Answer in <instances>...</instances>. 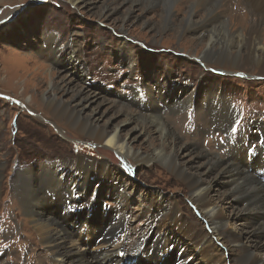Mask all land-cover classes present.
Segmentation results:
<instances>
[{"label":"rangeland","instance_id":"374dc122","mask_svg":"<svg viewBox=\"0 0 264 264\" xmlns=\"http://www.w3.org/2000/svg\"><path fill=\"white\" fill-rule=\"evenodd\" d=\"M229 1L227 3L228 0H226V6L224 7L222 2L221 6L216 9L221 18L220 21L228 22L231 30L245 31V29L253 28L259 32L264 40V20L259 21V16L254 14L251 7L246 5L243 0ZM191 2L192 0H190ZM236 3L240 7L234 8V10L233 5ZM102 4L105 5V9L101 8ZM127 4L114 6L106 3V0H91L83 7L68 0H0V21H3V23H0V164H3L0 170V264H58L55 263V258L51 254L55 247L48 244L44 236L45 229H41L45 227L38 226V219L35 216H30V219H27L24 216L25 214L19 210L14 198L16 192L13 183L16 171L27 167L33 168L31 169L35 173L33 179L37 176L40 177L42 172L47 171L49 173L57 171L62 174V189L51 191L57 195L55 200L64 199V193H69L67 189H72V183H75L78 189L77 192L82 195L79 202L85 206V210L81 211L84 213L79 214L77 217L88 218L86 215L90 211L89 218L94 220L102 221L106 219L118 222L117 215L112 211L116 208L118 202L117 204L112 203L108 198L120 193L125 194L127 202L140 201L143 203L147 214L130 221V234L127 237V243L124 242L123 244L125 254L122 253V255H129L132 248H135V253L139 252L137 247L145 241L144 239L148 234L147 232L140 239V243L136 245L135 241L139 237L138 235L142 234V230H152L153 233L169 231L174 234L175 239L178 238L180 232L177 221L172 222L168 228L166 223H159V220H155L156 223L153 224L152 212H156L158 210L157 206L160 204L166 208L167 202L171 200L176 201L178 213L182 217H185L190 223L196 222V225L205 229V233L209 237L214 236L213 232L212 235L211 230L207 228L208 224L198 218L196 210L188 203L191 200L187 197V188L183 182L169 173L160 163L154 161L146 164L138 160L133 161L134 159L128 156L121 158L122 156L120 157L116 150L106 147L103 143L87 141L89 145H77L74 142L75 140H86L82 137L83 135L67 128L63 124V120L62 123L51 121L45 103L41 99L40 92H47V85L42 81L41 83L38 81L39 76L42 77V74L37 72L36 69L41 70L39 65L43 62L53 70L60 72L59 76L64 74L73 78L84 89L86 88L85 90L98 94L99 98L116 102L118 94L129 100L127 96H129V92L134 91L136 86H140L146 94L150 91L153 92V98L159 97L158 100L167 99L165 96L171 94L170 100L167 99L169 105L179 101L182 102L186 95L192 91L196 103L188 105V110L185 109L186 107H179L178 110L181 109V111L172 113L173 115L169 113L171 108L167 109L164 114V116L166 115L165 119L172 123L169 125L172 130L174 128L182 135L179 143L196 144L198 150L214 152L220 158H226L228 153L225 156L221 150L223 147L212 142V138L208 137L209 134L201 130V128L211 127L207 120L208 117H205V105L199 106V102L204 99L205 92L209 93L205 98L210 100L216 94H221L225 101L234 107L236 113H238V120L235 123L236 128L244 124H254L256 121L264 127V72L262 66H257L248 60H241L234 67H229L230 65L222 63L223 61L202 60L201 44L189 41V37L195 34L185 33L182 37L174 38L172 37L173 31L169 29L160 31V34H154L148 30L147 25H141L140 22L145 18L157 23L158 18L155 16V11L145 12L141 16L140 11L135 8L134 11L128 13ZM185 5L187 6L185 0L177 2L175 8L177 7L178 11H174L176 18L183 17L184 10L182 8H185ZM112 9L113 11H111ZM101 10H106L107 16L105 14L99 16L98 11ZM155 10L159 11L160 7H156ZM194 10L197 15L203 11L198 8ZM125 13L129 16L126 18V22L123 23L119 18L124 16ZM206 23L210 24V21H206ZM43 35L51 42L57 40V47L62 50L68 47L66 45L68 42L72 43L71 51H76L74 53L78 54V60L83 66L77 76H70L67 73L69 69L62 71V68L55 64L59 61L54 60L52 63L49 58L39 55L42 47L38 45L41 44ZM122 39L126 40V44L121 46L119 41ZM49 50L50 52L53 51L51 48ZM127 51L131 53L132 58L130 60L123 55L126 53L130 56ZM171 74H176L172 80L177 85L167 82L168 76ZM53 76L49 78L54 82L57 77ZM155 78L157 80H154ZM180 79L182 80L180 81ZM38 82L39 84H37ZM153 86H155V91L152 90ZM213 86L218 90H213ZM63 96L69 98L68 94ZM122 104L134 111L138 109L137 112L141 114L149 112V107L143 108L139 104L133 106L123 101ZM196 104L198 107L195 106ZM107 107V104L104 103L97 110L98 112H104L99 120L101 124L105 121L108 126H111L122 120L121 115H112L111 109L106 110ZM90 109L91 106L85 107L83 114H89ZM190 109H193L194 112ZM202 110H204V113ZM214 114L220 120L225 116V114H220L219 111H214ZM193 123L197 126L194 129L191 127ZM131 127H134L131 122H123L119 125L120 132L124 136H128L134 148L146 150L149 143L144 142L145 135L140 132V126L129 130ZM224 127H226V130L229 129L227 124ZM58 131L63 132L64 136ZM218 135L221 136L219 132ZM231 148L236 154L238 153L237 148L229 147V149ZM80 159L81 161L83 159L91 161L86 166L85 172L75 165ZM183 159L186 160L188 157ZM245 161L246 159L242 163L236 161H224V163L228 165L234 163L232 166L238 169L241 168L244 174L247 173L246 175L253 178L245 168ZM192 162L194 167L191 171L199 172L196 166L197 159L194 158ZM104 168L110 173L106 180L97 174L103 171ZM127 168L131 173H128ZM93 171L97 173L91 174ZM201 177L204 180L206 178L213 179L216 188L222 189L224 187L223 177L214 178L211 172L205 176L201 175ZM116 181L122 183L121 189H118ZM258 181L254 179L255 185L260 187L261 184ZM77 182L80 184L77 185ZM124 182L130 184L127 189L124 188ZM261 182L263 183V181ZM246 188L249 187L246 185L239 187L240 190L233 193L234 197H240L245 193L248 197V203H241L240 205L242 207L248 205L252 210H258L261 213L250 212L264 217V191L255 195L245 191ZM130 189H132L131 192ZM43 190L48 195V189ZM94 191L97 193L95 196L96 202L95 198L91 196L90 203H84L90 197L88 194L93 195ZM211 194L214 195L213 191ZM158 195H160V203L157 201ZM253 197L256 199H253ZM48 198L50 197L48 196ZM103 202L105 209L101 208ZM233 202H230V205H233ZM91 203L94 206H91ZM150 203L152 206H150ZM49 204L41 206L44 212L43 217L53 219V216L47 210ZM240 205L238 204V206ZM55 211L59 214L58 210ZM122 215L126 221L133 218L131 208L125 209L123 207ZM241 215L242 213L239 214L238 219L243 221ZM243 222L247 224L245 220ZM230 223V229L235 226L239 228L240 226L237 219L230 220ZM33 224L38 229H34ZM59 225L61 224L59 223ZM48 227L47 231L49 233L59 235V228L56 224H50ZM255 230L258 236L260 233H264V229L259 230L256 227ZM70 232L71 234L74 232L73 228L70 229ZM236 232L242 234L243 230L237 229ZM74 239L77 240L76 237ZM72 240L71 238L68 239L65 247L77 250L78 245H75ZM104 240L89 245L86 249L87 253H92L94 249L106 248ZM178 241L176 247L170 250L172 253H169L170 255L167 258L173 256V261L181 263L186 262L187 258L196 259L195 255H189L190 251L185 249L182 252L177 249V246L181 244L186 248L188 244L198 248V243L195 240L186 243L185 241H188L186 238H183V240L178 239ZM31 242L37 246L42 244L43 250H39L36 255H33L32 249H30ZM114 245L116 244L112 246ZM161 245L163 247L175 246L174 243L169 241L161 243ZM226 251L221 250L220 254L218 251L219 255L215 261L222 264H239L237 256L228 251V248ZM145 252L146 249L140 250L139 256H146ZM102 254H105V252ZM102 254L98 261L89 258V261L86 262L78 256H72L71 258L76 263L83 264H89L90 262V264H114L122 258V255L119 254H110L111 256H107V254L103 256ZM33 257H35L34 260ZM194 261L191 264H198ZM199 264H204V262Z\"/></svg>","mask_w":264,"mask_h":264},{"label":"bare ground","instance_id":"6f19581e","mask_svg":"<svg viewBox=\"0 0 264 264\" xmlns=\"http://www.w3.org/2000/svg\"><path fill=\"white\" fill-rule=\"evenodd\" d=\"M68 1L73 4H79L80 6L85 7L86 4L91 0ZM179 1L180 0H106V3L112 4L114 6H123L124 4L126 5L128 3L126 7L127 12L130 13L134 11L135 8H137V10L140 11L141 16L144 15L145 12L155 11V16L158 18L157 23L151 20H146L145 18L140 22L141 25H147L148 30H150L154 34H160V31H166L168 29L173 31L172 37L174 38H178L180 36L182 37L185 35V33L195 34L189 37V41L199 42L201 44L200 53L202 54V60L209 59L221 62L223 61L222 63L230 65L229 67H234L235 64L237 65V62H240L241 60H248L257 66H262V71L264 72V40L259 35V32L257 30H254L253 28L247 30L245 29V31L231 30L228 22L220 21L221 18L216 12V9H218L217 7L221 6L222 2L223 7L226 6V0H192L191 3L190 0H185V2L187 1V6L185 5L186 7L182 8V10H184L183 17L176 18L174 11H178V8H175V6ZM243 1L246 3V5H249V7H251V10L254 14L259 16V21L264 20V0ZM229 2L230 1L228 0L227 3ZM156 7H160V10H155ZM237 7H240L237 3L233 5V9ZM101 8L105 9L106 7L104 4H102ZM193 8H198L200 9V11H203L202 13L200 12L201 14L197 15V12ZM113 9L111 11H113ZM98 13L99 16H103L104 14L107 16L106 10L98 11ZM128 16L129 14L125 13L124 16L119 19L121 20V22L125 23ZM206 21H210V24L206 23ZM199 30L203 33H201ZM42 39V42L40 41L41 44H37L38 46L42 47L41 49L39 48L40 56L49 58L52 63L54 60L59 61V63L55 64L58 67L62 68V71H64V69H69L67 70V73L70 76H77L80 73L83 66L78 60V54L74 53L76 51H71V47L73 46L71 42H68L66 44L68 47L62 50L57 47V40L51 42L50 39L48 40L45 37V35L42 36ZM122 44H126L124 40L120 42L121 46ZM49 48H51L53 51L50 52ZM128 53L129 55L131 54L130 52ZM123 55L129 60L132 58L131 55L130 57L126 53ZM39 66L41 70H36L37 72L42 74V77L39 76L40 79L38 81L40 83L42 81V83L47 85V92H40L41 99L45 103V106L48 110V115L51 117V121L53 120V122L57 121L58 123H62L61 121L63 120V124L67 128H70L74 132L82 134V137L86 140H75L74 142H76L77 145H89L90 141L92 143H103L106 147L116 150L120 157L122 156L121 158H125L128 156L130 158H133V161L138 160L146 164H150L154 161L160 163L169 171V173L175 175L177 179L183 182V184L187 188V197L191 200L188 203L194 207L198 214V218L201 219V221L205 224H208L207 228L211 230V234L212 232L214 234L213 237H209L208 234L205 233V229H203L201 226L196 225V222L190 223L189 221H187L185 217H182L181 214L178 213L179 211L176 207V201L171 200L167 202L166 208H164V206L160 204L157 206L158 210L156 212H152L153 224L156 223L155 220H159V223H166L168 228V226L172 222L177 221L180 235L177 239H175L173 237L174 234L169 231H157L153 233L152 230H142V234L138 235L139 237L137 239L135 238L136 241L134 240L136 245L140 243V239L144 235H146L147 232L148 234L144 239L145 241L139 247H137L138 251L146 249L145 253L148 257L150 248H152L154 256H152L151 258H158L160 264H191L194 260V262H198V264L200 262H204V264H222L221 262H216L215 260L217 259L221 250L226 251L228 248V251L233 252L234 255L237 256L239 264H264V233H258V236L256 235L257 233L255 230L256 227H258L259 230L264 229V217L250 212L253 211L256 213H261L260 211L256 209V211H254V209L252 210L248 205H243L244 207L240 205L241 203H248V197L245 195V193L240 197L236 196L237 198L233 195V193H236L237 190L242 189H238L239 187L244 185L249 187L245 190L247 192H250L249 194L252 193L256 195L264 191V182H261L262 178L256 173L259 170L264 171V161L262 159L254 162H248L247 160L245 161L246 170L252 175L255 180H259L258 182H260L261 186L258 187V185H255L256 182H254V179L249 175H246L247 173L244 174L241 168L238 169L237 167L232 166L234 163H231V165L224 163V161H236L237 163H242L244 161V158H240V156H238L232 150V148L229 149L230 146L228 147V155L226 156V158H220L215 155L214 152L212 153L198 150V145L196 144L186 145L185 143H179L180 137L182 135H180L178 130L174 128L173 130L171 129L169 125L172 123L165 119L166 115L164 116V114L166 113L165 111L169 108H171L169 111L170 114L181 111V109H178L182 106L186 107L185 109L188 110V105L196 103L193 99L194 95L192 91L188 95H186L182 102L179 101L178 103L169 105L167 99H169V97L171 98V94H167L165 96L167 97V99L158 100L159 97H156V99L153 98V92L150 91L146 94L145 91L141 90L140 86H136L134 91L129 92V96H127L129 100H127L126 97H122L118 94V96H116V102L112 100H106L104 98H99L98 94L85 90L86 88L84 89L73 78H70L64 74H61V76H59L60 72H58L57 70H53V68H51L47 64H44L43 62ZM53 75L57 77V80H54V82L49 78L54 77ZM175 75H169L167 82L177 85L176 82L172 80ZM154 80L157 79L155 78ZM181 80L182 79H180V81ZM80 81H82V79H80ZM39 82L37 84H39ZM154 89L155 86H153L152 90L155 91ZM212 89L216 91L218 90V88H216L215 86H213ZM35 91L37 92V90ZM60 93L62 94L60 97H58ZM65 94H68L69 98H64L63 95ZM208 94V92L204 93V99L199 102V106L202 107V105H205V117H208L207 120L209 121V124H211V127L201 128V130L202 132H206L207 134L212 135L216 131L227 133L233 126H235L234 124L238 120V113H236L234 107L231 104L225 101L221 94H216L215 97L211 100L205 98ZM122 101L133 106H138L139 104L143 108L149 107V112L147 114L138 113V109L137 111H134L125 104H122ZM104 103L108 106L106 110L111 109L112 115L114 116L121 115L122 120L112 124L111 126H108L105 121L101 124L99 120L104 112H98L97 110L99 109V106ZM87 106H91L90 112L89 114H83V109ZM195 106L198 107L197 104ZM190 110L193 111V109ZM203 111L204 110H202V112ZM214 111H219L220 114H225V116H223L221 120L217 119ZM123 122L133 123L134 127L129 128V130L136 129L140 126V132H143L145 135L144 142L146 144L149 143V147L146 150H140L137 147L134 148L128 136H124L120 132L119 125ZM225 124H227V126L229 127L228 130H226V127H224ZM246 125L247 124H244L245 127ZM191 127L192 129H194L197 126L195 125V123H193ZM58 133H61V135L64 136L63 132L58 131ZM185 157H188V159H183ZM194 158L197 159L196 166L198 167L199 172L191 171L194 167V163L192 162ZM90 163L91 161L87 159H83L82 161L80 159L75 165L77 168L83 169L85 172L86 166ZM2 167L3 164H0V170ZM31 169L33 168L27 167L18 169L16 171L13 183L15 184L13 186L16 192V196L14 198L16 203L18 204L19 210L25 214L24 216H26L27 219H30V216H35L36 219H38V226L45 227L41 229H45L44 231L46 233L44 234V236L46 237L48 244L55 247L51 252L53 257L55 258V263L83 264L80 262L76 263L71 257L78 256L80 257V259L83 258L84 261L88 262L89 258L98 261L101 254L104 252L105 254H107V256L110 254L122 255V253H124L123 244L128 240L127 237L130 234V221L138 217H143L147 214L146 208L144 209L143 203H141L140 201L127 202L125 194L120 193L114 195L113 197L109 194L111 196V198H108L110 202L116 204L118 202L116 208H111L112 211L117 215L118 222H112L106 219L102 220L106 223L107 227V229H104L105 240L103 239L106 243L105 246L107 247H104L103 249H94L93 252L89 254V252L87 253L86 251V247L90 244V240H88L87 243L82 242L78 237L77 240H75L70 230L67 228V223L65 220L67 212L70 208H79L81 209L80 212L85 210V206L81 202H79L82 195L77 192L78 189L76 188V184L72 183L73 188L67 189L69 193H64V199L58 201L55 200L57 197L56 193L51 191H59L62 189V174L58 173L57 171H54L52 173H49L47 171L42 172L40 177L37 176L33 179L35 173ZM124 169L126 168L124 167ZM127 171L128 173H131L128 168ZM210 172L214 175V178L223 177L224 180L222 181V183H224V189L214 187L213 179L206 178L204 180L201 177V175L205 176ZM95 173L97 172L93 171L91 174ZM97 174H99L104 180H106V177L110 175L106 168H104L103 171L98 172ZM115 183H117L116 185L119 187L118 189H121L122 183L118 181H116ZM127 183L125 184L124 182V188L126 189L128 185H130ZM79 184L80 183L77 182V185ZM45 188L48 189V195L43 190ZM131 190L132 189H130L129 191L131 192ZM212 191L214 195L211 194ZM96 195L97 193L95 191L93 195L88 194V196L90 197H86L87 199L85 198L87 202H84L85 199L83 202L90 203L89 201L92 200L91 196L92 198H95ZM48 196L50 198H48ZM50 199L52 201L51 203ZM253 199L256 198L253 197ZM159 200L160 195H158L157 198L158 202ZM232 201H234L235 203L233 202V205H230V202ZM93 203H91V206H94ZM48 204L49 207L47 210L48 213L53 216V219L43 217L44 212L41 206H46ZM238 204L240 206H238ZM150 206H152L151 203ZM123 207L125 209L131 208L133 218H127L128 220L126 221V219L122 215ZM101 208H106L104 202L101 205ZM55 210H58L59 214ZM240 213H242L241 219L243 221L245 220L247 224L238 219ZM234 219H237L239 221L240 226L239 228L235 226L234 228L230 229V220ZM57 222H59L61 225H59V223ZM50 224H56L61 234L59 233V235H52L51 233H49V231L47 230ZM33 227L34 229H38L34 224ZM99 228L103 230L102 225H100ZM237 229H239L240 231L243 230V232H241L242 234H238L236 232ZM27 233H29V231H27ZM70 238L73 239L72 241L75 245H78L77 250L65 247L66 241ZM183 238L188 239V241H185L186 243L195 240V242L198 243V248H195L188 244L185 248L181 244H178L177 249L181 250L182 252L187 249L188 251H190L189 255H195L196 259L187 258L186 262L181 263L177 261L169 262L167 258L162 262L163 259L161 258H164V255L166 257L172 253H167L169 248H171L172 250L173 247H176L177 243L179 242L178 239L183 240ZM166 241L174 243L175 246L163 247L161 243H165ZM113 244L116 245L112 246ZM30 249H32L33 255H36L39 250H43V247L42 244H39V246H37L35 243H32ZM196 249L197 251L195 252ZM157 250L162 251L160 253V257L156 255ZM218 251L219 254L217 253ZM134 252L135 248L130 249L129 255H122L123 257L121 256V260L117 259L118 261L116 260L117 262H115L114 264H132L129 262L127 263V261H124V259L127 256L132 255ZM105 254L102 255L104 256ZM138 258H140V256H138ZM148 258L151 259L150 257ZM32 259L34 260L35 257H33ZM128 261L132 260L130 259Z\"/></svg>","mask_w":264,"mask_h":264},{"label":"flooded vegetation","instance_id":"af4514ba","mask_svg":"<svg viewBox=\"0 0 264 264\" xmlns=\"http://www.w3.org/2000/svg\"><path fill=\"white\" fill-rule=\"evenodd\" d=\"M113 28H114V27H113ZM122 40H124V41L126 42V40H125V39H122ZM122 40H120V41H119V43H120ZM127 46H128V45H127ZM118 47H119V46H118Z\"/></svg>","mask_w":264,"mask_h":264},{"label":"snow or ice","instance_id":"6c2138e0","mask_svg":"<svg viewBox=\"0 0 264 264\" xmlns=\"http://www.w3.org/2000/svg\"><path fill=\"white\" fill-rule=\"evenodd\" d=\"M0 23H3V21H0Z\"/></svg>","mask_w":264,"mask_h":264}]
</instances>
